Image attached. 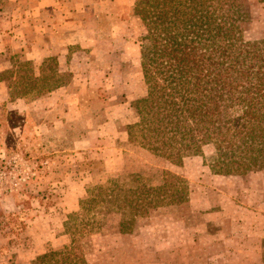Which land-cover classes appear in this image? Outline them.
<instances>
[{
    "label": "rangeland",
    "instance_id": "1",
    "mask_svg": "<svg viewBox=\"0 0 264 264\" xmlns=\"http://www.w3.org/2000/svg\"><path fill=\"white\" fill-rule=\"evenodd\" d=\"M230 1L238 6L241 25L245 27V38L264 39V1ZM231 15H227L225 21H233ZM136 19V42L140 51L141 46L146 43L145 28L140 19L137 17ZM30 73H33L30 66L17 67L16 79L11 84L14 91L12 90L10 98L1 101L0 96V163L11 170L6 161L18 156L25 164L38 171L30 179L24 180L22 169L16 170L5 181H0V237L5 234L9 237L8 248L13 256L12 264H19L21 262L19 260L26 258L25 251L33 250L35 242L39 246L45 244L46 238L57 232L56 226L64 216H66L64 227L69 229L74 241L67 250L69 257L66 262H63L62 256H55L57 264H66L71 259L74 264H264V236H262L264 229L258 228L263 227L262 223L264 224V164L243 175H225L228 177L225 178L227 182L223 186L224 191L228 193L223 201V205L226 204V212L224 215L216 216L214 212L217 211L214 210L219 207V198L208 191L214 182L209 181L206 176L204 179V172H199L201 164L209 168L208 162L213 153L212 146L206 145L205 157H190L193 163L191 162L192 166L190 165L188 169H192L191 173L196 171V174L184 178L189 183L190 194L198 188L197 184H201L197 179H204L206 184H210V187L204 185L205 188H209L201 190L200 195H204L206 202L204 207H208L207 212L193 213L189 209V203L162 206L152 210L147 216L137 217L133 232L121 233L117 223L119 215L103 213V204L96 202L94 206V202H90L83 204L84 208H79V205L78 208L76 207L78 200L94 197L90 192L86 194L88 187L97 185L117 171L107 170L106 162L97 159L95 157L97 155L94 154L95 158L76 160L80 164L78 169L81 171L92 169L91 172L94 174L90 178L79 174L75 168V174L72 173L70 181L65 182L66 168L71 161L65 154L73 153L55 151L71 147L73 140L86 137L85 132L88 128L84 127V122L77 120L72 125L57 129L45 127L42 122L44 119L42 105L39 104L42 102L33 103V100L41 97H34L31 93L38 92V89L44 92L54 83L60 84L64 81L54 77L48 79L47 73H43L42 78L34 81ZM21 77H30V79L25 81V78ZM22 83H26L27 87ZM115 84L119 86L117 88L124 85L123 81H115ZM126 85L129 87L128 100H133L146 92L142 73L136 79L127 81ZM26 91L30 94L25 97L19 96L21 92ZM119 100H122L120 95L115 97L116 102ZM26 106L30 114L28 116L23 113ZM128 110L129 117L126 118L122 117V111L114 113L117 124L113 123L114 117L108 115L110 118L107 119L108 123H103L99 129L102 135L107 137L102 144L108 145V138L112 137L116 131L115 127L120 123L135 121L130 106ZM96 115L94 121L101 123L106 119L103 111H99ZM90 132L94 133L93 130ZM92 135L95 136V133ZM82 146V144L75 145L78 149ZM130 146L139 151L138 157H124L123 170L118 172L126 174L132 170L138 171L143 175L144 182L148 177L152 183L158 182L160 170L177 174L178 170H175L174 166L179 165L153 157L144 149L131 144ZM84 147L88 148V144ZM105 156L109 161L108 153H105ZM49 158L54 160L55 166L51 170L47 168L43 170V165L45 166L43 162ZM162 165L165 168H158ZM74 207L76 210L73 209ZM245 208L254 211L256 209L263 214L261 216L256 214L257 220H255L251 217L254 215L249 214ZM254 221H258L260 226ZM250 222L255 223L256 226L252 224L254 226L252 227L249 225ZM24 228L28 230L36 228V239L33 238L34 234H26ZM68 243L70 240L66 244ZM62 246L57 245L55 241L50 242L49 245L44 246L45 252L42 254L35 255L33 251L27 253L26 261L28 264H48V258L39 257L48 255L49 251H53L52 249H60ZM19 255L22 258L19 259Z\"/></svg>",
    "mask_w": 264,
    "mask_h": 264
},
{
    "label": "trees",
    "instance_id": "2",
    "mask_svg": "<svg viewBox=\"0 0 264 264\" xmlns=\"http://www.w3.org/2000/svg\"><path fill=\"white\" fill-rule=\"evenodd\" d=\"M236 5L230 0L135 1L133 14L145 28L139 68L146 92L128 100L135 115L126 126L131 145L179 166L190 157H205L204 146L211 145L208 166L219 175H243L263 166L264 39L245 38ZM227 15L233 21H225ZM11 72L0 78L10 80ZM110 175L88 187L86 194L94 197L78 205L103 204V213L119 215L121 233L133 232L136 218L152 210L189 202L187 179L171 171L160 170L157 183L148 177L144 182L134 170ZM65 229L70 243L39 258H48V264L58 263L56 255L67 261L74 238Z\"/></svg>",
    "mask_w": 264,
    "mask_h": 264
},
{
    "label": "crops",
    "instance_id": "3",
    "mask_svg": "<svg viewBox=\"0 0 264 264\" xmlns=\"http://www.w3.org/2000/svg\"><path fill=\"white\" fill-rule=\"evenodd\" d=\"M135 1L0 0V73L7 74L9 70H13V75L11 72L8 76L10 80L0 78L1 101H7V98H10L13 90L10 85L11 80L16 79V68L26 63L33 69V73H30L33 79H40L43 73H47L48 79L54 77V79L60 78L64 81L46 88L44 92L38 89V92L31 93L38 98L41 97L33 100L34 104L37 101L44 103H39L44 113L42 121L44 126L57 129L61 126L72 125L77 120L84 122V127L88 128L85 132L86 137L82 136L80 140L79 138L75 139L77 141L73 140L71 147L55 151L73 153L72 155L65 154L66 158L68 156L71 159L70 164L67 163L69 167L66 168L65 182L70 181L72 173L75 174V168L79 174H84L89 178L94 174L91 168L86 170L84 168V171L78 169L80 166L76 162L78 158L102 159L106 162L107 170L118 172L123 170L124 157H138L139 151L134 150L128 142L126 126L130 121L120 123L118 127H115V133L108 138V145L102 144L107 137L99 130L103 123H108V115L114 117L117 111L123 112L122 117H129L127 113L129 111L127 99L129 87L126 83L141 74L139 70L140 51L136 42L137 19L133 14ZM115 81H123L124 85L117 88L119 86H116ZM22 94L29 95L30 93L26 91ZM119 95L122 100L116 102L115 97ZM24 109L23 113L28 116V106ZM99 111H103L106 115V119L101 123L94 121ZM116 119L115 116L114 124H117ZM90 130H93L95 136ZM76 144L83 146L78 149L75 147ZM85 144H88V148L84 147ZM105 153H108L109 161ZM79 154L83 156H78ZM94 154L97 156L93 157ZM191 162L193 163V160L189 158L182 165L174 166L175 170H178L176 173L186 178L196 174V171L191 173L192 169H188L192 166ZM43 163L45 164L43 170L44 168L51 170L55 166L52 158L44 160ZM158 168L162 169L165 166ZM199 169V172H204L203 178L205 179L206 176L209 181L214 182V185L211 186V190H208L210 184H206L204 179H197L201 184H197L198 188L190 194L189 209L196 214L207 212L208 207H204L206 204L204 195L200 196L201 190L206 189L219 198L220 208L217 207L214 210L217 211L214 212L215 215H224L226 204L223 205V201L228 193L224 191L223 186L227 182L225 178L228 177L214 174L210 168L202 164ZM204 185L209 187L205 188ZM76 207L78 208V202ZM76 207L73 209L76 210ZM247 211L254 215L251 217L255 220H257L256 214L258 216L263 214L256 209ZM63 213H65L64 210ZM65 219L66 216L60 220L59 225L56 226L57 232L48 236L45 244L42 243L43 245L39 246L35 242L33 250L30 251L38 255L45 252L44 246L49 245L50 242L55 241L57 245L66 244L70 236L68 237L65 233ZM255 223L250 222L249 225L254 227L252 224ZM258 225L260 226L259 222ZM262 226L258 228L264 229L263 223ZM24 229L26 234H37L36 228ZM262 233L264 236L263 231ZM34 235L33 238L36 239ZM8 240L9 237L6 234L0 237V264L13 263ZM30 251H25L26 258L19 255V259L22 258L19 264H28L26 259Z\"/></svg>",
    "mask_w": 264,
    "mask_h": 264
},
{
    "label": "built area",
    "instance_id": "4",
    "mask_svg": "<svg viewBox=\"0 0 264 264\" xmlns=\"http://www.w3.org/2000/svg\"><path fill=\"white\" fill-rule=\"evenodd\" d=\"M7 165L11 167V170H8L5 165L0 163V181L3 182L6 178L12 175L16 170H21L24 173L23 179H30L34 176L37 171L31 167L30 165L25 164L22 161V158L18 156H13L9 160L6 161Z\"/></svg>",
    "mask_w": 264,
    "mask_h": 264
}]
</instances>
